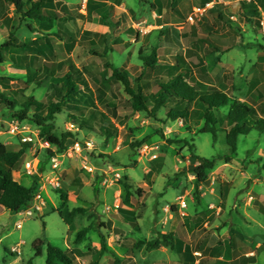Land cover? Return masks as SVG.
<instances>
[{
    "label": "rangeland",
    "instance_id": "rangeland-1",
    "mask_svg": "<svg viewBox=\"0 0 264 264\" xmlns=\"http://www.w3.org/2000/svg\"><path fill=\"white\" fill-rule=\"evenodd\" d=\"M56 1L70 6L76 16L63 22L67 36L62 39L54 35L57 24L45 32L30 19L20 20L14 7L0 0V46L12 33L19 43L50 41L53 51H46L47 60H68L84 72L88 89L77 95L81 105L88 112L97 109L113 127L103 119L90 120L88 112L82 116L77 103L68 100L61 103V113L46 119V107L61 100L49 98L50 78L38 86L34 78L39 72L33 79L27 75L28 69L40 71L45 58L33 54L27 67H19L11 61L24 53L15 49L2 53L0 94L14 106L0 104L1 142L11 152L23 150L13 177L35 187V195L17 213L0 206V264H46L49 244L76 252L77 264H193V257L203 264L217 262L212 254L200 255L198 248L218 253L221 259L216 264H264V131L241 135L232 152L225 133H218L216 139L201 133V116L172 122L165 120L164 111L156 118L133 113L125 85L106 66L124 67L132 88L143 81L156 92L155 81L182 58L194 79L227 91L232 103L254 104L264 118V98L258 95L259 91L264 95V80L255 83L259 73L255 65L264 58V3L213 0L211 9L217 13L211 15L202 13L207 0H161L160 5L156 0H121L124 4L113 13L109 7L115 0H106L96 9L99 14H92L90 1L86 8L82 0ZM251 8L260 17L252 18ZM218 14L225 21L218 20ZM101 15H108L109 26ZM84 31L93 35L84 40ZM154 51L158 64L149 72L142 59L151 58ZM68 71L65 64L61 75ZM28 98L47 106L31 109L22 120L20 111ZM148 104L151 110L153 100L148 99ZM226 113L223 109L219 114ZM35 114L44 120L41 126L36 125ZM72 117L89 119L91 125L80 127ZM12 125H18L23 135L10 133ZM68 133L72 136L64 149L47 139L50 135L62 139ZM24 136L33 140L24 142ZM201 158L215 165L198 183L195 171L202 166ZM34 160L40 162L36 171L27 167ZM74 209L85 211L76 213L68 224L60 212ZM83 230L87 234L77 243L76 235ZM167 235L172 242L165 241ZM36 240L44 243L39 257L33 248ZM103 240L107 249L100 253ZM157 240L159 247L147 248Z\"/></svg>",
    "mask_w": 264,
    "mask_h": 264
},
{
    "label": "trees",
    "instance_id": "trees-1",
    "mask_svg": "<svg viewBox=\"0 0 264 264\" xmlns=\"http://www.w3.org/2000/svg\"><path fill=\"white\" fill-rule=\"evenodd\" d=\"M5 3L12 5L16 11V14L20 17V20L30 19L31 21L38 23L39 29L48 32L55 27L57 24L58 32L54 34L58 38L67 36V32L63 31L62 25L66 20H74L76 18L75 13L69 14L67 11L61 13L55 9L53 0H3ZM213 0H207L205 4L212 2ZM257 5L264 3V0H254ZM161 0H156L157 5H160ZM120 2H118V6ZM115 6H110V12H114ZM99 9V8H96ZM211 15H216L214 9L206 11ZM99 14V13H98ZM245 15V14H244ZM247 15V14H246ZM249 15L253 18L260 17V12L256 9L251 8ZM218 20L225 21V18L221 14L217 16ZM108 15L102 16L101 20L106 26ZM251 22V21H249ZM259 24V23H258ZM93 35L92 32L84 31L82 38L85 40L89 36ZM97 35V34H95ZM72 43H75L74 38H69ZM14 39V34H10L7 42L0 46V64H3L5 60L2 58V53L11 49L18 50L24 53V56L13 58L11 63L19 67H27L29 64V57L33 54L44 57L45 59L40 63V71L32 72L33 70H27V75L30 79H33L35 74L39 72V75L34 78L38 86H41L44 81L48 78L51 79L49 85V98H60L61 102L51 103L50 105H44L43 102H36L33 98H28L27 102L23 105L24 109L20 111V118L26 120L28 112L31 109L44 110L47 109V118L52 119L54 115L61 113V103L63 101H70L71 103H77L78 112L83 116L87 114L88 110L84 105H81V98L77 95L80 94L82 88L88 89V83L84 76V72L76 68L71 61L64 62H51L47 60L48 49L53 51L52 43L48 40L46 45H43V39L33 40L28 43H19ZM93 45L92 42H89ZM231 48L227 49L226 52L230 51ZM95 55H100L96 50H93ZM103 56H106L104 54ZM157 52L154 51L151 58H143L142 61L146 65L147 70L153 71L156 69L158 61L156 59ZM67 64L69 71L65 75H61V71L64 65ZM264 58L260 57L255 69L258 73L255 78V83L264 80ZM108 68L113 70V74L116 80L122 81L125 85V89L130 96L128 100L129 107L133 113L146 112L153 118L157 117V113L164 111L165 120L176 121L178 119L189 120L191 118L202 117L204 121L203 128L201 129L202 134H212L216 139L218 133L226 134V143L232 152H236L237 142L241 135H247L255 129L264 131V118H260L257 113V107L251 105L248 102H233L227 91L218 89L215 86H205L203 82L198 79H194L191 74L193 70L187 66L184 59L176 60V63L166 67L167 74L165 77L160 76L156 80V92H151V85L149 82H143L138 84L137 89L132 88L130 80L124 67L120 70L114 68L110 64H106ZM163 68V69H166ZM262 75V77H260ZM139 81L141 79L139 78ZM7 86V85H6ZM8 87V86H7ZM254 84L252 85V88ZM258 95L263 99L264 95L261 91ZM148 99H152L154 107L150 110ZM0 104H8L14 106V102L10 98H6L3 94H0ZM113 108V115H116V111ZM227 109L226 114H219L221 110ZM90 120H104L108 126L113 127V124L108 121V118L99 113L97 109L89 110ZM261 112L264 114V108H261ZM85 114V115H86ZM84 115V116H85ZM36 125L41 126L42 117L38 114L33 116ZM260 118V119H258ZM83 119V118H81ZM88 120H79L72 117L74 123H78L80 127L89 128L91 125ZM72 134L68 133L59 138L57 136L50 135L47 137L48 141L57 148L64 149L66 139L71 137ZM137 145L141 146V142H137ZM24 155L23 150L19 152H11L5 145H0V206L10 210L13 213L19 212L22 208L29 206L33 201L35 195V187L28 188L13 177V172L17 165L21 162ZM202 166L195 171L198 183H203L207 177V170L212 169L215 165L214 161L201 158ZM128 196L126 205L130 206L129 200V187H126ZM62 199L66 201V195H62ZM66 203V202H65ZM64 206V205H63ZM65 207V206H64ZM63 209V208H62ZM83 209H74L72 211L63 210L60 212L61 218L68 224L72 223V217L78 212H84ZM125 213V210H122ZM136 218H133L132 223L137 225ZM87 234V230L80 231L76 235L77 243H82L83 239ZM167 243L172 242V236H165ZM143 245L139 243L138 246ZM44 243L41 240H36L33 243V248L36 250V256L43 255ZM160 246V242L153 241L147 244L148 249L157 248ZM107 249L106 243L102 241V250L100 253L105 252ZM81 254V252H78ZM215 256L218 259L220 256L214 250H204L202 256ZM78 255L76 252H68L61 248L48 245L47 246V258L46 264H77ZM248 258V257H247ZM193 264L196 262V258H192ZM27 264H33L29 261ZM198 264H203L202 259Z\"/></svg>",
    "mask_w": 264,
    "mask_h": 264
},
{
    "label": "crops",
    "instance_id": "crops-1",
    "mask_svg": "<svg viewBox=\"0 0 264 264\" xmlns=\"http://www.w3.org/2000/svg\"><path fill=\"white\" fill-rule=\"evenodd\" d=\"M66 1H68V0H66ZM88 1H90V3H91V6L89 7V9H88V13H92V14H98V12L96 11V8H98L101 4H100V2H107L106 0H82V2H84V4H83V8H86V3H88ZM95 1L96 3H98V4H93V2ZM53 2H54V5L56 6L55 7V9L57 10V11H60L61 13H64V11H67L68 13H70V14H72V13H75V12H73V10H72V8L70 7V6H68V5H66V4H61L60 2H57L56 0H53ZM79 2H81V1H76V0H69V2L68 3H72V4H76V3H79ZM118 2H120V5L119 6H121V5H123L124 3H122L121 2V0H115V4L114 3H112V4H110L111 6L113 5V6H115V7H118ZM87 7H88V5H87ZM92 10H94V11H92ZM83 12H84V10H82ZM98 17H100V16H98ZM251 105H254V104H251ZM205 249H200V248H198V251H200L201 252V254L200 255H202V253H203V251H204ZM198 258H196V262L194 263V264H198L199 262H200V260L201 259H198ZM219 259H221V257H219L218 259H217V262L216 263H218V261H219ZM215 263V264H216Z\"/></svg>",
    "mask_w": 264,
    "mask_h": 264
},
{
    "label": "built area",
    "instance_id": "built-area-1",
    "mask_svg": "<svg viewBox=\"0 0 264 264\" xmlns=\"http://www.w3.org/2000/svg\"><path fill=\"white\" fill-rule=\"evenodd\" d=\"M211 5H212L211 2H210L209 4H207V8H205V9L203 10L202 13L206 12L207 9H208V7L211 9V7H212ZM235 20H236V19H235ZM262 24H263V22H262ZM3 131H4L3 120L0 118V145H2V142H1V136H2V134H3ZM9 132L12 133V134L23 135L18 125H12V126L10 127V129H9ZM21 137H22V136H21ZM22 140H23L24 142H27V141H32L33 139H32L31 137H25V136H24V137L22 138ZM5 146H6V144H5ZM48 146H49V143L47 142V143H46V147H48ZM39 166H40V162H39L38 160H34L33 162L31 161V162L27 163V167H28L30 170H34V171H36V170L39 168ZM33 200H34V199H33Z\"/></svg>",
    "mask_w": 264,
    "mask_h": 264
}]
</instances>
